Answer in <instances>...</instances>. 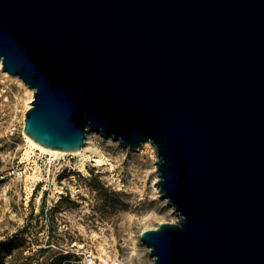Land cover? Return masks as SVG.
I'll use <instances>...</instances> for the list:
<instances>
[{
    "label": "water",
    "instance_id": "95a60500",
    "mask_svg": "<svg viewBox=\"0 0 264 264\" xmlns=\"http://www.w3.org/2000/svg\"><path fill=\"white\" fill-rule=\"evenodd\" d=\"M0 63L38 145L154 148L153 264H264V0H0Z\"/></svg>",
    "mask_w": 264,
    "mask_h": 264
},
{
    "label": "rangeland",
    "instance_id": "374dc122",
    "mask_svg": "<svg viewBox=\"0 0 264 264\" xmlns=\"http://www.w3.org/2000/svg\"><path fill=\"white\" fill-rule=\"evenodd\" d=\"M32 98L0 65V264H153L141 232L179 220L154 148L89 132L82 154L50 159L23 133Z\"/></svg>",
    "mask_w": 264,
    "mask_h": 264
},
{
    "label": "bare ground",
    "instance_id": "6f19581e",
    "mask_svg": "<svg viewBox=\"0 0 264 264\" xmlns=\"http://www.w3.org/2000/svg\"><path fill=\"white\" fill-rule=\"evenodd\" d=\"M0 65H1V63H0ZM24 136H25L26 141L28 143L29 149H36V150L40 151L43 154L49 155L50 156V159H55L56 157L61 156V155H80L84 151V148L83 147H81L80 150L75 151V152H64V151H60V150H57V149H47V148H45V147H43V146L38 145L37 143H35L28 136H26V135H24ZM97 163L98 164H102V161L101 160H97ZM157 180H158V178L155 179L156 182H157Z\"/></svg>",
    "mask_w": 264,
    "mask_h": 264
}]
</instances>
